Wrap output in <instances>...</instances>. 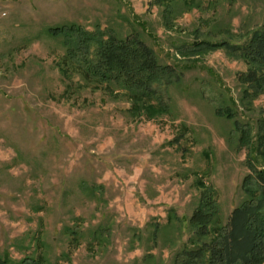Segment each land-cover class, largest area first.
<instances>
[{
	"label": "rangeland",
	"instance_id": "1",
	"mask_svg": "<svg viewBox=\"0 0 264 264\" xmlns=\"http://www.w3.org/2000/svg\"><path fill=\"white\" fill-rule=\"evenodd\" d=\"M73 25L137 36L174 66L166 109L88 74L50 32ZM263 27L264 0H0V258L176 264L219 240L264 171V85L243 83L249 65L225 47H193ZM204 192L217 216L199 236Z\"/></svg>",
	"mask_w": 264,
	"mask_h": 264
},
{
	"label": "trees",
	"instance_id": "2",
	"mask_svg": "<svg viewBox=\"0 0 264 264\" xmlns=\"http://www.w3.org/2000/svg\"><path fill=\"white\" fill-rule=\"evenodd\" d=\"M175 1L179 0H155L163 6ZM50 32L55 37L65 38L68 55L79 59L97 82L116 84L137 102L157 104L159 110H165L163 89L181 81L176 68L161 64L156 53L137 36L121 40L115 36L106 37L101 31L91 33L75 25ZM224 47L229 54L249 65L247 74L240 76L242 82L257 90L263 88L264 27L242 46L200 43L193 47V52L216 51ZM217 114L231 118L222 110ZM245 186L251 198L233 211L227 227L221 229V238L185 249L177 256L176 264H260L264 257V171H258L256 177L248 176ZM216 216L212 195L204 192L201 206L191 219L195 234L210 235L209 227ZM0 264L13 263L0 258Z\"/></svg>",
	"mask_w": 264,
	"mask_h": 264
}]
</instances>
